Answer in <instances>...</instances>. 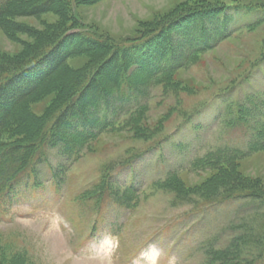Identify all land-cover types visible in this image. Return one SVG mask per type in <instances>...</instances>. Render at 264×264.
Masks as SVG:
<instances>
[{"label":"rangeland","instance_id":"1","mask_svg":"<svg viewBox=\"0 0 264 264\" xmlns=\"http://www.w3.org/2000/svg\"><path fill=\"white\" fill-rule=\"evenodd\" d=\"M79 1L82 24L121 39L132 37L142 24L158 17L176 16L175 9L197 0ZM215 1L240 10L238 16L235 10L228 11L233 20L227 27L230 36L213 50L194 56L186 68L147 87L141 126L162 128L161 132L142 139L129 127L108 129L85 145L76 161L61 157L58 149L50 151L36 189L22 191L11 205L0 202V264H206V242L214 241V249H222L235 235L226 228L254 219L259 210L250 211L247 201L207 205L191 197L193 206L190 200H176L172 192L150 189L169 171H177L179 181L189 189L217 174L222 180L232 173L264 189V151L230 166L204 171L188 167L190 160L209 150L244 149L243 132L223 128L213 118L227 100L224 96L238 101L247 94L264 93V22L246 29L264 17V11L258 10L264 0ZM64 19L49 12L10 20L16 31L0 27V57L18 59L43 45L37 36L51 35L56 25H65ZM91 59L73 57L67 66L79 73ZM55 97L32 104L31 113L42 117L56 104ZM132 158L135 162L126 168ZM131 181L135 194L125 185ZM99 185L108 188L102 203L86 197ZM116 199L127 201L128 208L120 207ZM152 252L157 253L155 260Z\"/></svg>","mask_w":264,"mask_h":264},{"label":"trees","instance_id":"2","mask_svg":"<svg viewBox=\"0 0 264 264\" xmlns=\"http://www.w3.org/2000/svg\"><path fill=\"white\" fill-rule=\"evenodd\" d=\"M195 2L175 9L176 16L163 15L142 24L132 37L116 39L81 23L79 0H0V27L4 30L16 31L10 25L12 19L36 18L49 12L63 15L66 21L63 26L56 25L51 35L37 36L43 45L32 47L22 57H0V202L11 205L22 191L36 189L41 168L49 164L50 151L58 149L61 157L76 161L85 145L108 129L129 127L142 139L161 132L162 128L141 126L147 87L186 68L194 56L213 50L227 39V27L233 23L228 11L235 10L236 16L240 13L236 6L215 0ZM258 10L264 11V7ZM262 22L264 17L246 29ZM80 55L92 59L84 71L76 73L68 68L67 61ZM50 95L56 96L54 107L42 117L32 114V104ZM224 97L227 100L213 119L223 128L241 130L247 138L245 147L209 150L189 161L190 170L230 166L264 151V93L247 94L238 101ZM134 162L132 158L124 166L130 168ZM219 175L189 189L179 181L177 171H169L151 183L150 189L172 192L176 200H190L193 206L191 197L207 205L249 202L250 211L259 210L254 219L226 228L235 235L224 248L214 249L216 244L210 240L203 251L206 264H258L264 259V189L241 181L234 173L222 180ZM125 185L135 194L132 181ZM107 190L99 185L86 197L102 203ZM220 190L223 194H216ZM116 202L128 208L127 201Z\"/></svg>","mask_w":264,"mask_h":264},{"label":"bare ground","instance_id":"3","mask_svg":"<svg viewBox=\"0 0 264 264\" xmlns=\"http://www.w3.org/2000/svg\"><path fill=\"white\" fill-rule=\"evenodd\" d=\"M151 257L153 260H155L157 258V253L156 252H152Z\"/></svg>","mask_w":264,"mask_h":264}]
</instances>
